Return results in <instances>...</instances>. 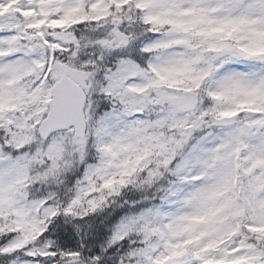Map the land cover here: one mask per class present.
<instances>
[{"label":"snow or ice","instance_id":"obj_1","mask_svg":"<svg viewBox=\"0 0 264 264\" xmlns=\"http://www.w3.org/2000/svg\"><path fill=\"white\" fill-rule=\"evenodd\" d=\"M0 264H264V0H0Z\"/></svg>","mask_w":264,"mask_h":264}]
</instances>
